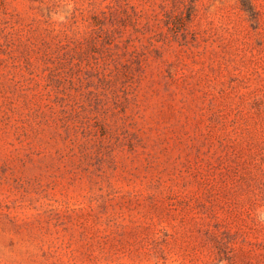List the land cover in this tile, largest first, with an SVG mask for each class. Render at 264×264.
Returning <instances> with one entry per match:
<instances>
[{"label": "rangeland", "instance_id": "rangeland-1", "mask_svg": "<svg viewBox=\"0 0 264 264\" xmlns=\"http://www.w3.org/2000/svg\"><path fill=\"white\" fill-rule=\"evenodd\" d=\"M0 264H264V0H0Z\"/></svg>", "mask_w": 264, "mask_h": 264}]
</instances>
